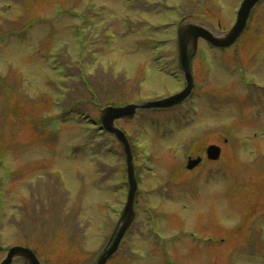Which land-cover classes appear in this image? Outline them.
<instances>
[{"label": "rangeland", "instance_id": "374dc122", "mask_svg": "<svg viewBox=\"0 0 264 264\" xmlns=\"http://www.w3.org/2000/svg\"><path fill=\"white\" fill-rule=\"evenodd\" d=\"M241 1L0 0V262L22 245L44 264L95 263L128 175L119 140L86 117L179 94L175 25L220 35ZM205 44L192 99L116 121L139 190L107 264H264V2L234 46Z\"/></svg>", "mask_w": 264, "mask_h": 264}, {"label": "water", "instance_id": "95a60500", "mask_svg": "<svg viewBox=\"0 0 264 264\" xmlns=\"http://www.w3.org/2000/svg\"><path fill=\"white\" fill-rule=\"evenodd\" d=\"M259 1L261 0H244L238 11V17L235 25L222 36H217L208 29L193 23L184 24L180 28V59L187 79L186 87L182 92L159 101H147L139 104L127 105L124 107H107L103 111L101 117L103 127L120 141L127 156L129 193L128 200L126 206L124 207L118 227L111 235L107 247L98 256L94 264H106L108 259L113 256V254L117 251L122 238L133 222L135 215L134 203L137 184L135 179V169L133 165V155L125 134L115 126L114 121L118 118L133 116L138 110L166 108L182 103L190 94L193 88V79L189 71V60L197 47L198 39L202 37L209 41L212 45L217 47L231 46L243 33L250 16V12ZM207 153L208 157L211 159H216L220 155L219 149L215 146L209 147ZM200 160L201 159L198 158L197 160L190 161L189 167H194L200 162ZM18 259H23L28 264H42L33 250L23 246H14L10 248L5 259L0 264H13V262Z\"/></svg>", "mask_w": 264, "mask_h": 264}]
</instances>
